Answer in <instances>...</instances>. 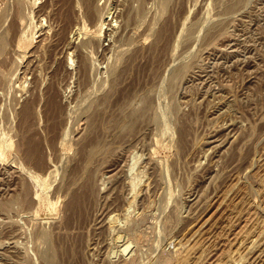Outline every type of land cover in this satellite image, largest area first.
Here are the masks:
<instances>
[{
  "label": "rangeland",
  "instance_id": "rangeland-1",
  "mask_svg": "<svg viewBox=\"0 0 264 264\" xmlns=\"http://www.w3.org/2000/svg\"><path fill=\"white\" fill-rule=\"evenodd\" d=\"M0 78V264H264V0H0Z\"/></svg>",
  "mask_w": 264,
  "mask_h": 264
},
{
  "label": "bare ground",
  "instance_id": "bare-ground-1",
  "mask_svg": "<svg viewBox=\"0 0 264 264\" xmlns=\"http://www.w3.org/2000/svg\"><path fill=\"white\" fill-rule=\"evenodd\" d=\"M87 2H88V1H87ZM85 3H86V0H85ZM90 3H91V0H90ZM87 4H88V3H87ZM92 5H93V4H92ZM89 6H91V4H90ZM90 8H91V7H90ZM23 10H24V9H23ZM88 11L91 12V11H93V10H92V9H91V10L88 9ZM88 13H89V12H88ZM91 14L93 15L94 13L91 12ZM21 15H22V14H21ZM89 15H90V14H89ZM92 15H91V16H92ZM94 15H95V14H94ZM22 16H23V15H22ZM16 17H17V16H16ZM96 19H97V18H96ZM19 20H20V19H19ZM15 25H16V23H15ZM12 26H13V25H12ZM12 26H11V27H12ZM14 29H15V26H14ZM14 29H12L11 31H13ZM16 29H17V27H16ZM15 32H16V30H15ZM15 32H14V33H15ZM162 32H163V31H162ZM168 32H169V31H168ZM14 33L12 32V34H14ZM16 33H17V32H16ZM166 33H167V32H166ZM14 35H15V34H14ZM11 39H13V38H11ZM14 41H15V40H14ZM84 61H85V60H84ZM82 67H83V66H82ZM84 68H85V67H84ZM34 77H35V76H34ZM36 77H37V76H36ZM0 79H1V78H0ZM34 79H35V78H34ZM37 80H38V79H37ZM50 89H51V88H50ZM52 98H53V97H52ZM50 100H51V99H50ZM52 100H54V99H52ZM31 102H32V101H31ZM49 102H50V101H49ZM53 103H54V101H53ZM53 103H52V105H53ZM56 104H57V103H56ZM50 105H51V103H50L48 106H50ZM56 106H57V108H58V105H56ZM28 107H29V106L27 105L26 108H28ZM31 107H32V106H31ZM31 107H30V108H31ZM51 108H56V107H55V105H54V107L52 106V107H50V109H51ZM57 108H56V110H57ZM33 109H34V108H33ZM33 109H31V110H29V108L26 109L25 112H27L28 114H26V113H25V114H26V115H29V114L32 112ZM27 110H29V112H28ZM56 110L53 109V111H56ZM53 111H52V112H53ZM59 111H60V110H59ZM52 112H51V114H52ZM31 114H32V113H31ZM53 114H54V113H53ZM53 114H52V115H53ZM26 115H24V116H26ZM33 115H34V114H33ZM58 115H59V114H58ZM29 116H30V115H29ZM26 117H28V116H26ZM30 117H32V116H30ZM33 117H34V116H33ZM55 118H56V117H55ZM28 119H29V121L31 120L30 118H28ZM28 119H27V120H28ZM50 119H51V118H50ZM88 119H89V118H88ZM55 121H56V120H55ZM54 123H55V122H54ZM52 124H53V123H52ZM89 124H90V123H89ZM57 125H58V124H57ZM52 128H53V127H52ZM37 147H38V146H37ZM32 148H33V147H32ZM35 150H36V149H35ZM30 154H31V153H30ZM33 154H34V153H33ZM36 155H37V154H36ZM37 163H38V162H37ZM76 197H77V196H76ZM81 199H82V198H81ZM75 201H80V200L77 198ZM79 204H81V203H79ZM76 205H78V204H76Z\"/></svg>",
  "mask_w": 264,
  "mask_h": 264
}]
</instances>
